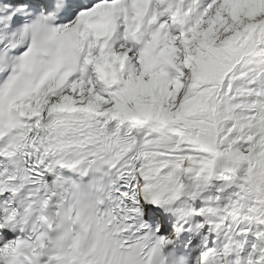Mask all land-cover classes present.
I'll list each match as a JSON object with an SVG mask.
<instances>
[{
	"label": "snow or ice",
	"instance_id": "1",
	"mask_svg": "<svg viewBox=\"0 0 264 264\" xmlns=\"http://www.w3.org/2000/svg\"><path fill=\"white\" fill-rule=\"evenodd\" d=\"M0 264H264V0H0Z\"/></svg>",
	"mask_w": 264,
	"mask_h": 264
}]
</instances>
